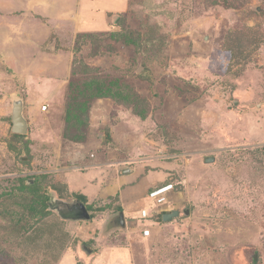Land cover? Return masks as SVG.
<instances>
[{"label":"rangeland","instance_id":"rangeland-1","mask_svg":"<svg viewBox=\"0 0 264 264\" xmlns=\"http://www.w3.org/2000/svg\"><path fill=\"white\" fill-rule=\"evenodd\" d=\"M56 1L0 2V264H122L127 249L129 264H264V0H97L114 10L91 27L85 0ZM108 93L131 102L97 98ZM114 127L137 160L155 159L124 175L148 176L129 190L164 170L189 217L154 229L141 209L171 202L146 196L128 233L113 220L118 200L98 198L113 166L74 168L104 156ZM72 191L91 219L61 214L81 202Z\"/></svg>","mask_w":264,"mask_h":264},{"label":"crops","instance_id":"crops-1","mask_svg":"<svg viewBox=\"0 0 264 264\" xmlns=\"http://www.w3.org/2000/svg\"><path fill=\"white\" fill-rule=\"evenodd\" d=\"M24 1H28V0H24ZM48 1L57 2L56 0H48ZM61 1L63 3H67V4H71V5L73 3H75V4L77 3V0H61ZM107 1H108V3H110V5L111 4L116 5V7H117V5L120 4V3H116L117 0H107ZM0 2H2V0H0ZM121 2L123 5H125V0H121ZM82 4H84L85 9H87L86 15H84L81 12L83 15L82 18L84 19L83 26L86 25L87 27L92 26V24H91L92 21L98 22L99 24L104 23L105 21H107V18H106V15H108L107 13L112 12V10H114V9H110V6H107V8L104 10V13L100 12L96 8L97 0L95 2H93V1L87 2V0H85V1H83ZM81 11H82V6H81ZM110 14H112V13H110ZM82 27L80 26V30H82ZM54 31H55V29H51V31H49V34L52 36L55 35ZM133 125H135V128L138 127L137 123H135ZM114 131L115 132H113V133L111 132L113 146L111 147L112 144H110V143H108L107 145H103L104 148H102V151L104 153V156L99 158L98 155L96 154V152H94V153L90 152L87 154V156L86 155L83 156L80 153L78 155V157L76 158L77 161H75L76 166L74 169H83V170H81L83 172H85L86 169H95L94 173H98L99 171H101V173H102L103 172L102 170H106L108 167L113 166L112 177L107 178L103 181L102 186L100 187L98 198L101 200H109V199H113V198L118 199V204H119V207L121 210H120V214L116 215L117 217H115L113 220H117V219H119L118 218L119 216H122V222H120V227H122L121 229H123L124 232L128 233L127 227L129 226L130 223H132L130 218L135 215V206L139 205V204L140 205H146V203H147L146 201H148V200L145 199L144 197L148 196V193L154 187L159 186L160 184H163V181L167 177L166 178L164 177L165 171L162 170L163 172L162 171L161 172L163 174V177H156L155 179H152L151 182L146 184V185L144 184V182H142L144 185V190L141 193L138 192L139 190L136 192L135 191L132 192L131 190H129V187L133 186V188H134V184L138 183L139 179L141 180L143 177H148V176L146 174L145 175L141 174L137 181L128 182L127 179L125 178L126 176H124V175H130V176L135 175L134 164H137L136 168H138L142 164L141 165L142 167L146 168V170H149L150 167H146L147 163L148 162L152 163V161L155 159L150 157V158H144L141 160H137V158L134 157L133 150L126 147L127 141H123L120 138H118V135H116L117 129L115 127H114ZM140 140H141V137H140ZM91 142H92V140H91ZM123 143H125V144H123ZM92 148H93V145H92ZM79 156H81V157H79ZM146 160H148V162H144ZM79 162H82V163H79ZM78 164H81V166H78ZM152 170H154V169H152ZM70 177H71V175H70ZM69 187H68V189H69ZM72 192L77 194V195L84 196L86 198V195H84L81 191L80 192L72 191ZM178 195H179L178 190L175 189V191L171 195V201H170L171 203L169 204V206L165 207L164 209H161L162 210L161 214H160L161 220L156 221L155 219H153V221H155L157 223V224H155L154 229H155L156 225L159 226V224H161V223L162 224H166V223L170 224V223H173L175 220H177L183 216L189 217L191 215L190 210L184 211L182 208L174 209L175 206H172L174 204V202L179 199ZM91 201H92V199H91ZM90 202H89V204H91ZM74 203H76V201ZM74 203H72L71 205H67V206H72ZM86 209L89 212V208L87 206H86ZM141 210H144V209H141ZM174 212H179V215L177 217H174L171 221H165L164 220L165 215L170 214V213H174ZM89 214H90V212H89ZM65 215H67V214H65ZM65 215H63V216H65ZM90 217H91V215H90ZM71 220H75V219H71ZM154 229H153V231H154ZM153 231H151V234L149 237H145L142 233L143 232V229H142L140 236L143 239H148L152 236ZM126 249H127V247H126ZM128 250L129 249H127L125 254H122L120 256L122 264H129L130 255L128 256V252H129Z\"/></svg>","mask_w":264,"mask_h":264},{"label":"water","instance_id":"water-1","mask_svg":"<svg viewBox=\"0 0 264 264\" xmlns=\"http://www.w3.org/2000/svg\"><path fill=\"white\" fill-rule=\"evenodd\" d=\"M12 131L14 134L17 135H25L29 131V125L27 120L24 117V104L21 100H15L13 102V109H12ZM215 159H207L206 163H212ZM73 208L72 213H75L74 210H77L75 214L71 212L66 215V218L75 219V220H89L90 214L86 209V206L82 202H76L72 206ZM179 212H174L165 215V221H171L174 217H177ZM68 216V217H67Z\"/></svg>","mask_w":264,"mask_h":264},{"label":"built area","instance_id":"built-area-1","mask_svg":"<svg viewBox=\"0 0 264 264\" xmlns=\"http://www.w3.org/2000/svg\"><path fill=\"white\" fill-rule=\"evenodd\" d=\"M48 106H44L43 107V111H47ZM175 191V185L174 184H167L164 185L162 187H158L153 189L152 191H150L148 193V199L154 201L157 205L159 206H163L166 205L170 202V196L169 194L173 193ZM161 209L153 212L152 214L148 213V211L146 209L141 211V217L143 219H155L156 217H158L161 214ZM143 235L145 237H149L151 234L150 229L146 228L143 229Z\"/></svg>","mask_w":264,"mask_h":264},{"label":"trees","instance_id":"trees-1","mask_svg":"<svg viewBox=\"0 0 264 264\" xmlns=\"http://www.w3.org/2000/svg\"><path fill=\"white\" fill-rule=\"evenodd\" d=\"M98 99H103V98H108V99H112V100H116L117 102L119 101V100H122L123 102H125V103H123V104H125V105H127L128 103H130L131 101H130V98H129V96H127V97H125V96H120V97H118V96H109V93L108 94H100V96L99 97H97ZM122 105V104H121ZM77 122H81V120L79 119V121L78 120H76ZM17 137H20V135H16ZM107 138H108V140H109V136H107ZM111 139H112V137H111ZM107 143H110L109 141H107ZM167 184H169L168 182L167 183H163V184H160L159 186H156V187H154L153 189H155V188H158V187H162V186H164V185H167ZM152 189V190H153ZM175 189H176V187H175ZM55 191H56V189H54ZM69 190V189H68ZM151 190V191H152ZM77 196V200H79V201H84V200H86V198L84 197V196H81V195H76ZM49 200H50V197H49V195H48V197H46V199H45V204L43 205V209H46V207H47V203L49 204ZM114 200H118L117 198H114ZM82 203H84V202H82ZM87 207H88V204H86V203H84ZM120 208V207H119ZM121 210V209H120ZM89 212H90V210H89ZM63 215V214H62ZM155 220L157 221V220H161V216L159 215L158 217H156L155 218Z\"/></svg>","mask_w":264,"mask_h":264},{"label":"flooded vegetation","instance_id":"flooded-vegetation-1","mask_svg":"<svg viewBox=\"0 0 264 264\" xmlns=\"http://www.w3.org/2000/svg\"><path fill=\"white\" fill-rule=\"evenodd\" d=\"M67 207H68V210L72 213L73 208H72L71 206H67ZM69 211H68V212H69ZM74 211H75V213L77 212V210H74ZM70 212H69V213H70ZM75 213H72V214H75ZM61 214L65 215L63 212H62ZM118 218H119V219H118L119 221H118V220H117V221H118L119 223L122 222V216H119Z\"/></svg>","mask_w":264,"mask_h":264}]
</instances>
